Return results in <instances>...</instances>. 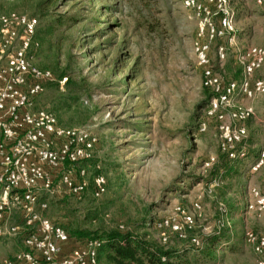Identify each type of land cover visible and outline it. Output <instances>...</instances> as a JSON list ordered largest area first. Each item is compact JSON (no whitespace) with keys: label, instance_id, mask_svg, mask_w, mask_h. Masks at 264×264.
<instances>
[{"label":"rangeland","instance_id":"obj_1","mask_svg":"<svg viewBox=\"0 0 264 264\" xmlns=\"http://www.w3.org/2000/svg\"><path fill=\"white\" fill-rule=\"evenodd\" d=\"M231 5L238 45L264 44V6L256 0H231ZM0 9L39 20L33 63L50 69L55 81L36 99V109L99 137L94 163L107 177V193L96 200L90 186L81 200L63 189L44 194L48 217L81 231H137L152 244L178 251L177 264H256L245 237L249 230L264 232V214H248L245 206L251 187L264 193V168L250 170L264 144V98L252 102L255 116L246 123L248 159L225 173L229 162L220 124L207 120L213 96L203 86L193 50L199 25L194 11L181 0H0ZM61 14L78 20L58 25L54 19ZM224 42L212 43L213 64L224 80H237L241 69L233 52L224 63L217 59V46ZM204 120L208 126L201 132ZM93 174L91 166L90 183ZM182 211L195 219L186 238L159 227L166 220L182 224ZM150 219L156 222L148 226ZM15 223L18 213L9 220ZM219 231L239 251L222 246L217 260L196 259L192 239L204 241ZM23 249L21 236H4L0 264Z\"/></svg>","mask_w":264,"mask_h":264},{"label":"built area","instance_id":"obj_2","mask_svg":"<svg viewBox=\"0 0 264 264\" xmlns=\"http://www.w3.org/2000/svg\"><path fill=\"white\" fill-rule=\"evenodd\" d=\"M181 2L199 19L193 50L203 86L213 96L207 120L219 122L221 149L229 158L244 161L249 156L246 123L255 116L252 102L264 98V44L238 45L231 0ZM256 3L264 6V0ZM38 28L36 17L0 9V239L19 235L24 247L2 264H99L102 242L98 239H88L85 247L60 258L61 245L69 241V233L45 214L49 203L42 198L44 194H59L63 189L65 195L81 200L91 186L92 197L99 200L107 193L108 180L102 167L94 163L97 135L84 128L63 126L51 111L36 109V99L48 83L55 81L50 69L33 63L40 48ZM217 39L226 40L217 46L218 61L224 63L233 52L241 69L239 79L224 80L216 71L211 50ZM207 120L199 124L201 132L207 130ZM91 166L94 174L90 183L87 175ZM263 168L264 144L250 170ZM250 196L245 212L263 215L264 193L251 187ZM196 207L201 208L199 204ZM13 213L19 214L20 223L10 225ZM182 222L166 220L159 227L186 238V230L195 226V219L182 211ZM245 238L256 264H264V232L249 230ZM203 244L202 240L192 239L195 248L201 249Z\"/></svg>","mask_w":264,"mask_h":264},{"label":"trees","instance_id":"obj_3","mask_svg":"<svg viewBox=\"0 0 264 264\" xmlns=\"http://www.w3.org/2000/svg\"><path fill=\"white\" fill-rule=\"evenodd\" d=\"M77 20L78 18L74 15L67 19L66 15L61 14L54 19V22L58 23V25H64L66 22H75ZM206 92H208V89H206ZM225 156L229 162V167L225 169V173L230 174L232 173V169L234 167L232 164L241 162V160L230 159L227 153ZM154 222L156 221L150 219V224L148 226H151ZM57 223L61 224L67 230L70 237L86 240H100L102 242V246L98 250L99 264H101L102 261H105V264H177L179 258L182 256L176 250L152 244L147 240L146 235H141L134 230L126 229L121 231L120 229H117L98 233L96 231H81L77 228L72 229L71 224L65 226L60 222ZM142 226L146 227L145 224ZM203 243L204 244L201 249L195 248L191 245V250L195 252L196 259L206 262L217 260V250L222 246L232 253L239 251L237 245L230 240L227 233L224 231L208 235L204 239Z\"/></svg>","mask_w":264,"mask_h":264},{"label":"crops","instance_id":"obj_4","mask_svg":"<svg viewBox=\"0 0 264 264\" xmlns=\"http://www.w3.org/2000/svg\"><path fill=\"white\" fill-rule=\"evenodd\" d=\"M87 240L81 238L70 237L69 241L63 243L62 250L59 254L60 258L69 256L74 249L83 248L86 246Z\"/></svg>","mask_w":264,"mask_h":264}]
</instances>
